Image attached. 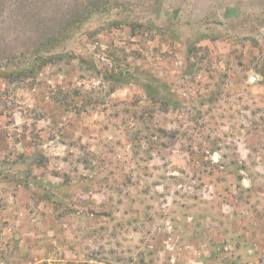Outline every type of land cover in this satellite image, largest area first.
Returning <instances> with one entry per match:
<instances>
[{
  "label": "rangeland",
  "instance_id": "1",
  "mask_svg": "<svg viewBox=\"0 0 264 264\" xmlns=\"http://www.w3.org/2000/svg\"><path fill=\"white\" fill-rule=\"evenodd\" d=\"M0 264H264V0H0Z\"/></svg>",
  "mask_w": 264,
  "mask_h": 264
},
{
  "label": "water",
  "instance_id": "2",
  "mask_svg": "<svg viewBox=\"0 0 264 264\" xmlns=\"http://www.w3.org/2000/svg\"><path fill=\"white\" fill-rule=\"evenodd\" d=\"M251 79H253V78H251Z\"/></svg>",
  "mask_w": 264,
  "mask_h": 264
}]
</instances>
